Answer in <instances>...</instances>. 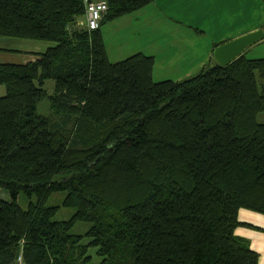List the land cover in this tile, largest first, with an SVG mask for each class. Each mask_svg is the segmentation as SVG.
<instances>
[{
	"label": "trees",
	"instance_id": "obj_1",
	"mask_svg": "<svg viewBox=\"0 0 264 264\" xmlns=\"http://www.w3.org/2000/svg\"><path fill=\"white\" fill-rule=\"evenodd\" d=\"M86 1L108 4L96 31L78 27ZM155 1L0 0V38L52 44L0 65V264H94L91 249L99 264H259L235 230L264 232L239 222L264 216V59L160 83L154 57L112 63L102 27ZM59 193L68 221L47 206Z\"/></svg>",
	"mask_w": 264,
	"mask_h": 264
},
{
	"label": "crops",
	"instance_id": "obj_2",
	"mask_svg": "<svg viewBox=\"0 0 264 264\" xmlns=\"http://www.w3.org/2000/svg\"><path fill=\"white\" fill-rule=\"evenodd\" d=\"M261 29L264 30V0H156L113 21L112 63L144 54L155 59L153 76L171 71L181 77L169 81L181 82L218 64L214 51L220 45ZM40 44L0 38V65L37 61L38 55L44 53V45ZM0 95L6 96L4 87H0ZM239 222L264 230V216L248 210H240ZM235 235L247 240L259 254V264H264V232L239 227Z\"/></svg>",
	"mask_w": 264,
	"mask_h": 264
},
{
	"label": "rangeland",
	"instance_id": "obj_3",
	"mask_svg": "<svg viewBox=\"0 0 264 264\" xmlns=\"http://www.w3.org/2000/svg\"><path fill=\"white\" fill-rule=\"evenodd\" d=\"M148 25H152L151 22H147ZM78 27H84L85 26V17H81L78 19ZM103 30V39H104V43H105V47L107 49L108 52V56L110 58V61L113 62V21H109L107 22L101 29V31ZM139 34H143L142 32H139ZM41 43L40 45H44L41 47H44L43 51L45 52L47 50L46 45L48 47L52 46V44L50 43H45V42H38ZM117 50V49H116ZM245 56L248 59H264V42L253 46L251 48H249L246 52H245ZM170 72V73H169ZM199 73H196L193 75L196 76ZM181 77V75H177V74H173L171 73V71H168V73H163V72H157L154 76H153V80L156 83H160V82H164V81H169V79L173 80V78H179ZM54 88H55V82L54 81H47L45 84V89L47 90V92L52 95L54 92ZM1 96V95H0ZM38 114L43 116V117H51L52 116V110H51V106L49 101L46 99L44 101H42L39 105H38ZM257 122L259 124H264V113L259 114L258 118H257ZM66 198V193H59V194H55L51 197V199L49 200L47 206L49 207H55V206H59L61 207V209L59 210L58 214L55 217V221L57 222H61V221H68L70 220L73 215L75 214V211L73 209H66V208H62V202L64 201V199ZM0 201H12L11 197L9 194H7L6 192H0ZM19 205L21 206V208L23 210H28L29 207V200L24 196L21 195L20 200H19ZM91 225L88 223H84V222H79L75 225V227L72 230V234L76 235V236H85L86 233L88 232V230L90 229ZM84 244L89 243V240L84 239L83 241ZM90 255L93 258V262L94 264H99L101 262V258L97 256V249H91L90 250Z\"/></svg>",
	"mask_w": 264,
	"mask_h": 264
},
{
	"label": "water",
	"instance_id": "obj_4",
	"mask_svg": "<svg viewBox=\"0 0 264 264\" xmlns=\"http://www.w3.org/2000/svg\"><path fill=\"white\" fill-rule=\"evenodd\" d=\"M263 40L264 30L262 29L246 34L217 47L214 51V59L220 66L226 67Z\"/></svg>",
	"mask_w": 264,
	"mask_h": 264
},
{
	"label": "built area",
	"instance_id": "obj_5",
	"mask_svg": "<svg viewBox=\"0 0 264 264\" xmlns=\"http://www.w3.org/2000/svg\"><path fill=\"white\" fill-rule=\"evenodd\" d=\"M107 12H108V4L106 2L86 1L85 27L88 28L89 31L98 30ZM19 264H22L21 258L19 259Z\"/></svg>",
	"mask_w": 264,
	"mask_h": 264
}]
</instances>
